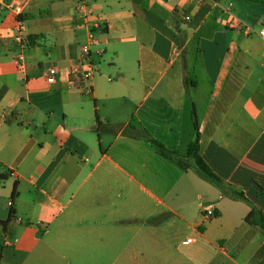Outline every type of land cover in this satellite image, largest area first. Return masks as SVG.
Returning a JSON list of instances; mask_svg holds the SVG:
<instances>
[{"label": "crops", "instance_id": "1", "mask_svg": "<svg viewBox=\"0 0 264 264\" xmlns=\"http://www.w3.org/2000/svg\"><path fill=\"white\" fill-rule=\"evenodd\" d=\"M1 2L0 264H264L251 206L149 142L186 154L195 110L204 161L264 213V0Z\"/></svg>", "mask_w": 264, "mask_h": 264}, {"label": "trees", "instance_id": "2", "mask_svg": "<svg viewBox=\"0 0 264 264\" xmlns=\"http://www.w3.org/2000/svg\"><path fill=\"white\" fill-rule=\"evenodd\" d=\"M193 122L196 130L195 139L190 143L187 153L184 155L180 154L177 151L169 150L163 143L157 140L149 139V142L152 144L159 155L167 160L175 162L182 170L188 171L191 167H194L202 178L212 184L217 185L232 197L240 199L249 204L251 206V211L245 219L246 222L250 225L258 226L264 230V213L255 208L243 192L236 190L232 186L226 184L211 170L208 164L204 161L203 157L201 156V135L199 132L198 120L195 110H193ZM6 178V175L0 174V181L5 180ZM16 194L17 192L15 188L12 194L13 199L15 198ZM13 217L14 211L12 210L9 219L6 221H1V223L6 226L11 222Z\"/></svg>", "mask_w": 264, "mask_h": 264}, {"label": "built area", "instance_id": "3", "mask_svg": "<svg viewBox=\"0 0 264 264\" xmlns=\"http://www.w3.org/2000/svg\"><path fill=\"white\" fill-rule=\"evenodd\" d=\"M13 7L17 14L21 16V11L23 10L24 7V0H12ZM0 6H2V2L0 0ZM78 9L82 11L83 13H87L88 10V4L87 0H80V4L78 6ZM186 21H190L191 17L187 16L185 18ZM228 23L233 26L235 29L243 31L245 34H250L252 32L251 28L249 26H246L245 24L241 23L239 20L234 18L232 15H230V20ZM16 30H17V35L15 37V41L19 44L24 43V38H25V31H24V25L22 21L17 22L16 25ZM259 36L264 39V26L262 29L259 31ZM98 39L96 38L95 35L91 34L90 35V41L87 45L82 47V53L83 56H89L91 53V47L94 45L98 44ZM14 65L16 68H23L24 67V55L21 53L18 55V57L14 61ZM95 71L93 68L88 67V69L84 72L83 74V79L88 80L94 75ZM57 76H58V70L55 67H51L48 69L47 74H46V79L49 84H54L57 81ZM12 205V202H11ZM216 210L212 207L206 208L203 212V217L205 221H210L211 219H214L216 217ZM189 243L193 242L192 239L188 240Z\"/></svg>", "mask_w": 264, "mask_h": 264}]
</instances>
